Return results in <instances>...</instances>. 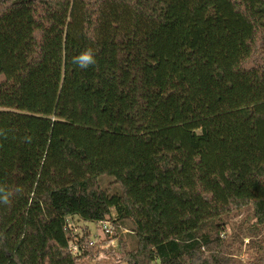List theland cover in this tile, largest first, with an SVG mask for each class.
<instances>
[{"label": "trees", "instance_id": "obj_1", "mask_svg": "<svg viewBox=\"0 0 264 264\" xmlns=\"http://www.w3.org/2000/svg\"><path fill=\"white\" fill-rule=\"evenodd\" d=\"M0 132V264H264V0H0Z\"/></svg>", "mask_w": 264, "mask_h": 264}, {"label": "rangeland", "instance_id": "obj_2", "mask_svg": "<svg viewBox=\"0 0 264 264\" xmlns=\"http://www.w3.org/2000/svg\"><path fill=\"white\" fill-rule=\"evenodd\" d=\"M115 212L112 210V215L106 220L111 225L110 234H105L102 231L100 224L79 222L78 219L71 221L68 225V229L72 236L71 250L73 254L78 257L77 264H127L126 258H124V251L119 244L120 235H116L118 230L117 226L113 223L115 219ZM243 218H236L233 222L241 221ZM254 220L251 217L247 218V222H242L244 226L252 225ZM88 235L87 237H84ZM116 236V237H115ZM128 242L129 240L125 238ZM243 239V238H242ZM80 242L82 251H77V243ZM249 240L245 239L244 244H248ZM130 243V242H129ZM245 251V246L243 248ZM83 256V257H81ZM237 261L241 264H247L248 256L240 255Z\"/></svg>", "mask_w": 264, "mask_h": 264}, {"label": "clouds", "instance_id": "obj_3", "mask_svg": "<svg viewBox=\"0 0 264 264\" xmlns=\"http://www.w3.org/2000/svg\"><path fill=\"white\" fill-rule=\"evenodd\" d=\"M72 63L82 70L94 66L97 63L96 50L92 47H86L78 55L72 57ZM3 134V132H0V135ZM22 192L23 188L20 186L10 188L0 184V204L10 205L12 197L21 194Z\"/></svg>", "mask_w": 264, "mask_h": 264}, {"label": "built area", "instance_id": "obj_4", "mask_svg": "<svg viewBox=\"0 0 264 264\" xmlns=\"http://www.w3.org/2000/svg\"><path fill=\"white\" fill-rule=\"evenodd\" d=\"M112 215V214H111ZM115 220V219H114ZM113 220V221H114ZM101 226H102V231L106 234H110V231H111V225L109 224L108 221H104V222H101L99 223Z\"/></svg>", "mask_w": 264, "mask_h": 264}]
</instances>
